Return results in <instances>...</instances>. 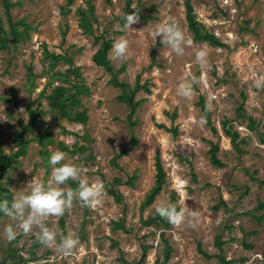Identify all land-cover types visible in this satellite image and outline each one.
<instances>
[{"label":"rangeland","instance_id":"1","mask_svg":"<svg viewBox=\"0 0 264 264\" xmlns=\"http://www.w3.org/2000/svg\"><path fill=\"white\" fill-rule=\"evenodd\" d=\"M7 1L8 8L0 0L1 27L9 35L6 48L0 49L3 153L16 150L15 137L31 123L32 114L36 117L23 135L30 139L25 155L2 183L12 199L32 177L46 183L49 157L60 150L86 169L90 182L103 181L105 194L94 207L74 198L63 215L45 220L57 239L69 234L78 239L67 254L38 242L35 227L27 233L16 228L9 240L5 228L16 221L0 212V263L219 264L215 256L221 254L229 264H264V206L259 208L264 203L259 182L264 179V144L259 140V133L264 134V0H191L196 21L222 43L219 47L194 41L185 0H132L131 9L139 7L140 17L130 29L120 22L126 0ZM80 10L86 11L92 35L79 28ZM164 21L182 29L188 41L182 55L163 46L155 34ZM13 24L17 34L10 37ZM120 37L127 40L126 56L114 59L113 44ZM101 39L112 41L107 58L118 71L117 80L132 87L138 77L148 89L134 96L139 106L131 128L127 106L118 100L121 90L92 61ZM199 49L207 53L204 64L196 60ZM45 50L65 60L51 67ZM56 71L60 78L48 85ZM181 81L191 82L190 97L177 94ZM74 84L85 88L75 109L85 112L84 124L61 118L45 99L53 87ZM199 98L210 111L214 131L206 126ZM238 104L257 123L255 131L237 117ZM223 120L238 133V150L224 134ZM210 142L218 146L221 167L210 161ZM156 153L165 183L154 201L142 207L154 184ZM76 186L74 180L65 185ZM161 202L185 208V222L157 220L155 209Z\"/></svg>","mask_w":264,"mask_h":264},{"label":"clouds","instance_id":"2","mask_svg":"<svg viewBox=\"0 0 264 264\" xmlns=\"http://www.w3.org/2000/svg\"><path fill=\"white\" fill-rule=\"evenodd\" d=\"M124 19L126 26L130 29L131 25L138 23L139 15L135 12L127 13ZM155 34L161 38L163 46L170 48L177 55L183 54V45L188 41L176 22L164 21L160 23ZM126 51L127 40L123 37L118 38L113 44V58L125 57ZM206 56L205 50H197L196 60L199 63L204 64ZM177 94L186 98L190 97L192 95L191 82L181 81L177 88ZM49 164L52 168L46 183L32 177L26 186L19 190L20 194L15 196L11 202L6 199L0 200V212L16 221L14 225L9 224L5 228L9 240L14 238L16 228H21L27 233L35 227L39 229L35 234L38 242L44 246H55L58 252L67 254L78 245V239L71 234L60 235L57 239V232L49 227L45 220L50 216L63 215L65 210L71 206L74 198H78L85 206L99 205L105 194L104 185L100 180L90 182L85 175L86 169L72 163L64 151L52 152ZM69 180L76 181L77 186L75 188L65 187ZM155 210L159 216L167 219L173 225L182 224L186 220L185 208H178L174 203L161 202ZM191 215L195 217L196 210H192Z\"/></svg>","mask_w":264,"mask_h":264},{"label":"trees","instance_id":"3","mask_svg":"<svg viewBox=\"0 0 264 264\" xmlns=\"http://www.w3.org/2000/svg\"><path fill=\"white\" fill-rule=\"evenodd\" d=\"M3 4L5 7H9V3L7 0H3ZM132 5V0H126L125 1V8H124V14L120 19V22L122 25L125 24V15L131 14L135 12L137 15L140 17V8L135 7V9H131ZM184 8H185V19L187 23L188 29L191 31L193 34V39L194 41L198 42H207L211 46H222V43L213 35L209 34L204 30L203 25L198 23L195 19L194 15V10L191 4V0H185L184 1ZM88 12H92V8L90 7L88 9ZM79 14V28L82 29L83 33L87 35H92V27L91 23L88 20L86 11L80 10L78 11ZM145 19V17H143ZM2 22L0 19V49L4 50L6 48V45L8 43V37L9 35H6L5 32L2 30ZM16 24L11 25V31H10V37H15L17 34L16 31ZM16 39L12 41V43H15ZM112 46V41L111 40H104L101 39V43L99 44V48L94 52L92 55V61L96 66H99L103 68L106 72H108L111 75L110 83L114 87H117L121 90V94L118 96V100L122 103H124L127 106L128 109V114H127V122L129 127L131 128L134 124L135 121H132V118L134 117L136 110L139 106V101L134 100V96L136 92L139 90H146L148 92V89H146L145 85H140L138 77L135 79V84L131 87L129 84L126 82H119L116 78V73L118 71H115L114 68L111 66L110 61L107 58V54L110 51ZM155 52H156V45L151 48L150 52V60L151 64L155 62ZM45 58L49 60V65L53 67L56 63L65 60L62 56L60 55H54L52 53L44 52ZM67 60V59H66ZM68 61V60H67ZM72 74L78 75V72L76 69H73ZM61 76V73L56 71L52 77L51 81H49L48 85L51 84L52 79H59ZM73 90V91H72ZM85 88L81 85L74 84L70 87L64 86V85H57L53 87L50 91V94L45 96V99L48 102V107L51 111H54L57 113L58 116L61 118L67 119L70 122L74 123H81L84 124L87 121V116L85 112L82 111H75L76 106L78 105V100L77 97L80 96L82 93H84ZM45 89L43 90V92ZM199 105L200 109L203 113L204 120L206 123V126L211 130L214 131L215 129L211 125V120H210V111L208 110L203 98H199ZM237 113V117L239 118H244L247 120L246 128L249 131H255L257 127V123L249 116H246L242 111V104H238V107L235 109ZM73 113V115H72ZM38 116V115H37ZM35 117L33 114L31 115V123L29 125H25L23 128V131L21 133H18L17 136L15 137V142H16V150L12 151L10 154H5L3 153L2 149L0 148V200H8L9 202L12 201V192L8 189V187L4 186L2 183V180L5 176V174L13 167V165L16 163L17 159L21 156H24L26 153V148L28 143L30 142V139H24L23 135L25 132H27V128H30L35 124ZM222 129L224 134L230 138L231 144L233 147L238 150V145L235 143V140L238 138V133L236 131L232 130V127L228 125L227 120L222 121ZM259 140L261 143L264 144V134L259 133ZM133 144L136 145V140L133 138L132 139ZM210 145V161L214 166L221 167L222 164L216 157V153L218 151V146L213 144L212 142L209 143ZM65 150H68L65 148ZM73 154V151L70 152ZM155 180L153 186L150 188V190L146 193L144 200L142 202V207L150 205L153 201L154 198L160 193L162 190V187L165 183V173L163 171L162 165L159 160V155L156 153L155 155ZM261 185L264 186V179L259 181ZM110 193L115 196L116 200H119L120 196L118 195L117 192H114L110 190ZM264 203H261L259 205V208L263 207ZM2 213V212H1ZM155 218L157 220H163L161 216H159L156 213ZM118 227H121V224H117ZM216 244L219 250H221V245L219 241V237L216 238ZM207 258H211L210 255H207L205 253L200 252ZM168 252L165 254V259H167ZM144 257V256H143ZM142 257V258H143ZM215 258L219 261V264H229L230 261H227L221 254L216 255ZM3 264V263H0ZM19 264V263H15ZM137 264H142L137 263ZM165 264V263H164Z\"/></svg>","mask_w":264,"mask_h":264}]
</instances>
